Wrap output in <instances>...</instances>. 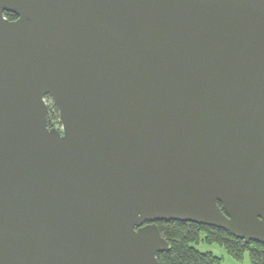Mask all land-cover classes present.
Segmentation results:
<instances>
[{
	"label": "water",
	"instance_id": "obj_1",
	"mask_svg": "<svg viewBox=\"0 0 264 264\" xmlns=\"http://www.w3.org/2000/svg\"><path fill=\"white\" fill-rule=\"evenodd\" d=\"M159 220L264 244V0H0V264H160Z\"/></svg>",
	"mask_w": 264,
	"mask_h": 264
},
{
	"label": "trees",
	"instance_id": "obj_2",
	"mask_svg": "<svg viewBox=\"0 0 264 264\" xmlns=\"http://www.w3.org/2000/svg\"><path fill=\"white\" fill-rule=\"evenodd\" d=\"M11 19L16 14L6 12ZM50 126H56L59 111L52 103L49 105ZM60 123V121H59ZM159 228L169 241L170 248L158 253L160 264H221L223 257L212 250H201L196 245L201 241L222 244L233 256L241 258L249 252L252 264H264V244L255 240L246 242L224 228L200 224L192 221L159 220Z\"/></svg>",
	"mask_w": 264,
	"mask_h": 264
},
{
	"label": "rangeland",
	"instance_id": "obj_3",
	"mask_svg": "<svg viewBox=\"0 0 264 264\" xmlns=\"http://www.w3.org/2000/svg\"><path fill=\"white\" fill-rule=\"evenodd\" d=\"M46 101L49 105L53 103L51 96H46ZM55 120L57 121L56 126L61 127L60 115H58V118L56 117ZM196 246L201 250H212L218 255H221L223 257L221 264H252L248 251H246L241 258H237L219 243H208L206 241H201Z\"/></svg>",
	"mask_w": 264,
	"mask_h": 264
}]
</instances>
